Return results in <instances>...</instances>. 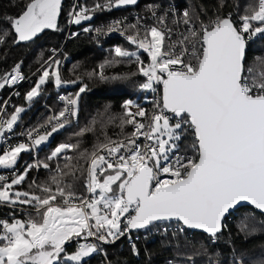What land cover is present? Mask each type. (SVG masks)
<instances>
[{"label":"snow or ice","instance_id":"1","mask_svg":"<svg viewBox=\"0 0 264 264\" xmlns=\"http://www.w3.org/2000/svg\"><path fill=\"white\" fill-rule=\"evenodd\" d=\"M136 3L96 0L92 8L74 5L70 23L79 25L90 20L95 11ZM60 6L61 0H28L19 14L4 17L10 27L0 29V44L9 36L13 43L31 41L43 29L56 28ZM147 10L155 23L144 24L137 17L135 23L117 20L84 31H95L97 38L118 32L135 45L136 50L115 46L111 58L94 74L102 80H127L139 74L145 78L139 84L141 90H154V84H162V107L148 114L128 100L123 116L118 118L119 127L123 131L131 125L133 130L123 139L105 134L91 151H80L79 141L61 143L44 161L36 160L22 173L16 172L21 153L33 151L54 133L78 121L79 98L85 85L74 95L59 97L63 108L48 118L43 131L29 129L23 134L27 142L3 148L0 167L11 170L12 175L9 179L0 174V204L13 208L28 205L35 214L27 213L26 220L15 215L11 222L0 220V264H84L100 250V243H114L125 236L132 253L139 255L130 233L147 232L159 228L160 222L173 220L181 225L171 234L173 237L199 229L215 242L222 232L223 219L242 202L264 214V73L253 75L252 68H246L248 43L264 34V0L248 5L236 18L231 12L223 15L217 11L205 20L194 9L177 13L171 5L165 9L162 4H149ZM201 12L207 16L203 8ZM180 25L183 31H179ZM174 35L178 39L174 40ZM141 50L147 54V63L141 59ZM52 53L37 69L38 79L24 95L29 103L41 95L42 86L49 80L57 87L80 80L64 81L59 70L61 61L55 49ZM125 60L136 65L137 71L131 76L105 75V68ZM22 63H15L10 72L0 75V90L26 79ZM9 103L10 98L0 106V140L4 141L25 111L23 106H14L9 114ZM116 119L107 118L108 123ZM96 123L94 118L91 124ZM185 126L195 136L193 156L181 151ZM93 130L85 126L74 135ZM141 137L143 143L139 142ZM68 151L79 155L65 156L66 163L57 166L49 181H33L29 188L36 191L14 188L23 184L29 171L51 168L50 162ZM73 159L76 162L70 163ZM165 174L172 179H160ZM77 183L87 195L77 191ZM239 230L245 236L260 231L243 221ZM72 242L76 248L68 253L66 244ZM192 261L193 257L187 256L184 264ZM230 264H264V255L251 256L246 250L232 249Z\"/></svg>","mask_w":264,"mask_h":264},{"label":"trees","instance_id":"2","mask_svg":"<svg viewBox=\"0 0 264 264\" xmlns=\"http://www.w3.org/2000/svg\"><path fill=\"white\" fill-rule=\"evenodd\" d=\"M74 1L61 0L56 28L43 29L31 41L13 43L12 37L9 36L6 43L0 44V75L10 72L15 63L23 61V71L26 75L31 76L30 82L22 87L21 95L15 99L14 105L9 106L6 110L7 113L11 114L14 106H28L19 119L28 120L29 125L41 124L50 117V112L45 107H40L32 113L33 107L40 104L43 100L45 92H51L47 101L57 112L63 108V104L57 99L59 90L72 89L70 95H74L80 87L87 86L85 92L81 93L79 98L78 121H73L71 125L59 130L53 135L51 140L39 147V159L41 161H44L62 142L77 143L79 141L80 151L85 149L91 151L92 146L98 139L100 141L104 140L105 134L112 139H118L131 133V125L125 126L122 131L119 127L118 119L123 116V105L128 100H132L133 102L144 101L148 104V108H151V101L148 100L150 90H141L139 88V84L145 78L139 74L131 76L132 73L137 71L135 63L125 60L120 64L104 69L105 75L109 77L113 75L131 76L127 80H102L98 75L94 74V71L99 70L101 63L111 58V52L115 46H123L133 50L136 48L135 45H130L125 38L111 37L98 46L94 42V37L84 32H79L77 35H72L66 39L70 25L69 13L73 10ZM153 1L173 2L179 6L181 12L185 8L194 9L197 13H200V18L205 20L213 17L217 11L223 15L231 12L233 17L236 18L238 15L244 14L245 8L248 5H253L257 2V0H139L134 6L120 9L112 7L110 9L95 11L91 14L92 18L90 20L79 25L75 24L71 30V34L84 24H102L107 22L112 16L131 8L143 10ZM27 2L28 0H0V29H8L10 26L4 17L19 14ZM83 2L87 8H92L96 0H83ZM100 2L104 3L105 0H100ZM201 8L206 11L207 16L201 12ZM54 48H61V51L56 54V58L61 61L59 70L62 79L64 81H72L79 77L80 80L75 84L70 83L69 86L62 84L59 88H56L54 81L49 80L42 86L41 95L29 103L24 99V95L38 79L39 74L37 73V69L53 54L52 50ZM66 54H69L70 58L66 62H63ZM140 56L142 60L146 63L148 62L147 54L142 50L140 51ZM249 66L252 68L253 75L264 73V34L258 35L248 45L246 68ZM11 92L12 88L10 86H5L3 90H0V106L4 104V101ZM106 107L108 108L107 113H105ZM108 116H114L117 119L112 123H108ZM94 118L97 123L92 125L91 122ZM85 126H91L94 130L87 132L83 136L74 135ZM194 142L195 136L193 130H188L185 126L181 149L190 151L195 155L192 147ZM78 155L79 153L76 151H68L54 160L57 166L63 167L66 163L65 156L75 158ZM27 157L28 152L21 153L20 161L23 162ZM31 162L32 160L30 159L28 163L31 164ZM75 162V159L70 161V163ZM80 163L82 164L84 161L81 160ZM56 165L49 169H40L38 173H36L35 168L32 169L28 172L23 184L14 187L20 191H36L34 187L29 188V185H32L33 181L36 184H43L49 181L51 176L56 174ZM76 188L78 192L86 193L79 183H77ZM25 206L29 207L28 210L21 213H17L15 209L1 208L0 217L3 214L11 215L10 221L12 215L22 217L27 216V213L35 214L31 206ZM243 207L244 211L241 212L237 208L236 211L227 215L225 218L226 225L223 227L222 232L218 234V239L215 242H213L210 235L199 230L188 229L178 237L171 235L176 232L174 230L158 232L150 240L143 236L142 230H139L131 232L133 237L139 235L134 240L139 249V255L132 253L127 236L115 244L102 245V247L106 251L111 264H166L170 258L185 262L187 256L193 257L192 264H210L213 261L208 260V256L220 257L219 264H230L232 249L246 250L251 256L264 255V225L261 224L264 221V214L258 210H254L253 207ZM245 217L248 218L246 221ZM242 221L248 223L250 226L255 225L260 231L254 235L245 236L239 230ZM171 222L180 224L177 221ZM75 248L76 243L69 246L67 250ZM178 255H185L186 257L180 258ZM84 264H103V262L97 252L86 258Z\"/></svg>","mask_w":264,"mask_h":264},{"label":"built area","instance_id":"3","mask_svg":"<svg viewBox=\"0 0 264 264\" xmlns=\"http://www.w3.org/2000/svg\"><path fill=\"white\" fill-rule=\"evenodd\" d=\"M150 4H162L165 9L168 8L169 5H171L172 7H174L176 9L177 13L181 12L179 6L177 4H174L173 2L166 3L164 1H153V2H150ZM74 5H77L78 8H79V6L86 7L84 5L83 0H75L73 6ZM78 8H77V10H78ZM147 9H148V6H146V8L143 9V10H137L135 8H131V9H129L127 11H124V12H122L120 14L112 16L111 18L108 19L107 22H104L102 24H99V25H94L92 23L84 24L83 26H80V28L77 29L74 33L84 32V33L91 34L94 37L95 44L98 45V46L101 45L104 41L108 40L111 37L125 38L124 36L120 35L118 32H113V33H111L109 35H104V36H100V37L97 38L95 31H87L86 32V31H84V29L85 28H89V29H93L94 30L97 27L105 26V25H107V24H109V23H111L113 21H117V20H122V21H125L126 24H131V23H135L136 22L137 17L142 18L141 22L144 23V24H153V23H155V21L150 18L151 14L148 12ZM171 20H172V17L169 16V26L170 27H172ZM84 22L85 21H82L81 23H84ZM74 25H75V23H70L69 29H68V32H67V35H66V39L70 38L72 36L71 30H72ZM121 26L123 27L124 25H121ZM183 29H184V26L180 25L179 26V31H183ZM173 39L174 40L178 39V36L174 35ZM249 43H248V45H249ZM247 48H248V46H247ZM55 50H56V54H57V53H59L61 51V48H56ZM69 58H70V55L66 54L64 59H63V62H66ZM21 71H22V73H23V75L25 76L26 79L23 80L20 83H17L16 85L10 86L12 88V92L8 96V98L6 99V100H9V98H10V103L7 106V108L9 106H13L14 105L15 99L18 98L21 95L22 87L25 84H27L28 82H30V80H31V76L26 75L25 72L23 71V64H22V67H21ZM153 88H154V90L150 89V97L148 98V100L151 101V108H148V104L145 103L144 101L143 102H134L135 105L139 106L140 108L145 109L146 113H148V114H151V112L154 109H156L157 106L162 107V105H163V85L162 84H154ZM15 93H19V95H16ZM71 93H72V89L59 90V92L57 93V99L60 101V99H59L60 96H69ZM44 94H45V96H44L43 100L41 101L40 104H38V105L33 107L32 113H34L40 107H45V108H47L49 110L50 116H52L55 113V110L47 101V98L51 95V92L48 91V92H45ZM60 102L63 104L62 101H60ZM7 108H6V110H7ZM132 111L135 112L136 111V107H133ZM169 115H171V114L169 113ZM7 118L8 117H5V119H7ZM141 119L142 118L137 117V120H141ZM47 121H48V119L45 122L41 123V124L29 125L28 124V120H20L19 119L17 125L14 126L13 133H6V135L8 136V140L7 141L0 140V153L2 152L3 148L8 146V144H13L14 145V144H16L18 142H27V137L24 136L23 134L27 130L34 129V128L35 129H40L41 131H43V127L42 126L46 125ZM186 128L188 130H192L191 128H188L187 126H186ZM132 130H133V128H132ZM118 139H123V137L118 138ZM139 142L143 143V137H141ZM62 143H69V142H62ZM39 147L34 149L33 151H29L28 152V157L22 162L21 165H18V164L16 165V172L21 173L23 171V169L25 168V166L27 165V163L29 162L30 159L32 160L31 164H34L36 162V160H40L39 159ZM181 151H182V154H187L189 156H193L194 155L190 151H186V150H183V149H181ZM50 163H51V168L54 165H56L55 160H53V162H50ZM56 167H57V165H56ZM40 169H43V168H40ZM40 169H35L36 173H38V171ZM0 174H3V175H5L6 177H8L10 179L11 175H12V171L11 170H5V169L1 168L0 169ZM160 179H172V177L167 175V174H165V175L161 176ZM79 193H81V192H79ZM84 195H87V193H85ZM1 208H3V209L4 208L15 209V210H17V213H21V212H23L25 210H28L29 207L17 205L15 208H13V207H10V206L5 205V204H0V209ZM239 209H240L241 212L244 211V207H240ZM131 211H132V209H130V212ZM10 216L11 215L3 214L0 217V220H8L9 221ZM230 216H232V215H230ZM225 225H226V221L224 220V226ZM180 226L181 225L178 224V223L160 222V227L159 228H152L151 230H149L147 232L145 230H142V234H143L144 237H147L150 240L158 232H168V231H171V230L177 231V229ZM165 228H166V230H164ZM130 236H131V240L133 242H134L135 239H137L139 237V235H136L135 237H133L131 235V233H130ZM102 245H104V244L103 243L99 244V249L100 250L98 251V255L101 256L103 264H109L110 261L108 259L107 253L104 250V248L102 247ZM178 256L180 258H185L186 257L185 255H178ZM207 258H208V260H212L213 262H219L221 260L220 257L208 256ZM170 260L173 262V264H184V262L181 261V260L170 258L168 261H170ZM110 264H111V262H110ZM166 264H168V262Z\"/></svg>","mask_w":264,"mask_h":264},{"label":"water","instance_id":"4","mask_svg":"<svg viewBox=\"0 0 264 264\" xmlns=\"http://www.w3.org/2000/svg\"><path fill=\"white\" fill-rule=\"evenodd\" d=\"M139 2V0H137V3ZM136 3V4H137ZM135 4V5H136ZM128 6H134V5H127V6H122V7H114L115 9H120V8H124V7H128ZM246 52H247V48H246ZM44 143H42L40 146H42ZM243 206H250V207H252L250 204H248L247 202H242V205H238L234 210H231L230 211V213L231 212H233V211H235L237 208H240V207H243ZM259 211V210H258ZM229 213V214H230ZM228 215V214H227ZM227 215H226V217H227ZM225 217V218H226ZM225 218L223 219V226H224V220H225ZM173 221H175V220H173ZM192 230H199V229H192ZM222 230H223V228H222ZM134 231H139V230H133L132 232H134ZM199 231H203V230H199ZM204 232V231H203ZM206 233V232H205ZM206 234H208V233H206ZM209 235V234H208ZM126 237V236H125ZM125 237H121L120 239H118V240H116L114 243H108V244H115V243H117V242H119L120 240H122L123 238H125ZM75 242H72V243H69V244H66V250H67V248L69 247V246H71V245H73ZM104 244V243H103ZM108 244H104V245H108Z\"/></svg>","mask_w":264,"mask_h":264},{"label":"rangeland","instance_id":"5","mask_svg":"<svg viewBox=\"0 0 264 264\" xmlns=\"http://www.w3.org/2000/svg\"><path fill=\"white\" fill-rule=\"evenodd\" d=\"M57 18H58V17H57ZM57 18H56V23H57ZM130 50H131V49H130ZM133 50H136V48H134ZM34 84H35V83H34ZM63 85H65V86H69L70 83H64ZM33 86H34V85H33ZM55 86H56V85H55ZM59 87H60V86H59ZM59 87L56 86V88H59ZM78 90H79V89H78ZM78 90H77V91H78ZM77 91H76V92H77ZM23 107H24L25 109L28 108V106H23ZM21 114H22V113H21ZM21 114H20V115H21ZM54 134H55V133H54ZM54 134H53V135H54ZM52 137H53V136H51V137L49 138V140H51ZM49 140H48V141H49ZM0 154H2V152H1ZM20 156H21V155H20ZM17 164H18V165H21V164H22V162L20 161V157H19V159H18V163H17ZM28 164H30V163H28ZM28 164H27V165H28ZM25 167H26V166H25ZM0 168H2V167H0ZM24 169H25V168H24ZM24 169H23V171H24ZM23 171H22V172H23ZM22 172H21V173H22ZM14 188H15V187H14ZM15 189L18 190L17 188H15ZM17 218L22 219V220H26V219L28 218V216H22V217L19 216V217H17ZM9 222H11V220H10ZM81 242H84V241H81ZM73 251H74V249H72V250H67L68 253H72Z\"/></svg>","mask_w":264,"mask_h":264}]
</instances>
